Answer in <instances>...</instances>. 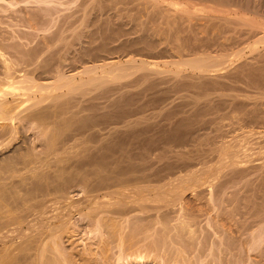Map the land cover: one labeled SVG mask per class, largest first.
Wrapping results in <instances>:
<instances>
[{
  "label": "bare ground",
  "instance_id": "bare-ground-1",
  "mask_svg": "<svg viewBox=\"0 0 264 264\" xmlns=\"http://www.w3.org/2000/svg\"><path fill=\"white\" fill-rule=\"evenodd\" d=\"M135 1L138 2V0H135ZM150 1H152L151 3H153V4L154 3H162V2L165 3V1H167V3H165L167 5V8H165L166 7L165 6L164 8L166 10H164V11L169 12V15H171L170 13H173L176 16L177 15H179V16L183 15L185 17V15H186L187 16L186 18H189V17L191 18L193 16L199 17V15L204 14L202 12H204L205 8L207 7L206 6L204 8L205 5L200 6V4H199L200 2L198 4L195 3L192 5L187 4L185 2L187 0H185L184 3L182 2V0L181 1L180 0H162V1L150 0ZM231 1L233 2V4L235 2H237V1L234 2L233 0H231ZM248 1H249L248 4L250 5V0H248ZM258 1L259 0H257V2ZM227 2L225 0V2L223 4V6L225 8L227 7V6H225V3H227ZM232 2H230L231 5H230V3L228 4V7H229V5L232 6ZM97 3H95V4L97 5ZM115 3L116 2H114V4ZM118 3H120V2H118ZM118 3L116 5H118ZM245 3H246V1H245ZM245 3H243L244 6L248 7L247 6L248 4L245 5ZM251 3H252V1H251ZM261 3L262 2L260 0L259 4H261ZM217 4H219V3H217ZM104 5H107V4L105 3ZM104 5H102V6H104ZM116 5H114V6H116ZM159 5L160 4H158L156 6L158 7ZM211 5H209V7H211ZM235 5H237V4H235ZM239 5H240V3H239ZM241 5H240V7L237 6L236 8L241 9ZM100 6H97V7H100ZM114 6H110V7H114ZM152 6H154V5H152ZM219 6L217 5L218 8H220ZM244 6H242V10H239L238 12H236L234 14V15H236V18L231 17L232 18L231 20L237 19V21H239L241 23V27H243L244 29H240V30L235 29L234 31H236L238 34H240V36L247 34L245 36H251V38H254V40L251 41V43L248 45V47L246 46L247 48H245V49L243 48L242 51H241V49H240V51L238 50V53L240 52L243 55L248 50V51H250V53H253V54H258V53L262 54L260 51L261 50L264 51L263 50L264 49V22L259 21V20H255L253 18L246 17V16H248V14H251L250 12L247 11L248 9H250L249 7L246 10L248 12V14H246L244 16L239 15V17H237V13L241 14L239 12L240 11L242 12L244 9H246ZM258 6H260V5H258ZM97 7H96V10L99 9ZM212 7H214V6H212ZM234 7H233V9H234ZM254 7H255V5L253 6V8ZM256 7H257V5H256ZM211 8H209V10ZM229 8H231V7H229ZM111 9H113V8H111ZM122 9H123V7H122ZM257 9L260 10V7L259 8L257 7ZM104 10H105V8H104ZM161 10H162V8H161ZM216 10L218 11V9H216ZM259 10H257V12ZM117 11H118V9H117ZM99 12H98V15H99ZM226 12H224V13H226ZM231 12H233V11H231ZM234 12H235V10H234ZM253 12L256 13V10ZM141 13H143V11ZM200 13H202V14H200ZM217 13H220V12H217ZM93 14L95 15L96 13H92L91 15H93ZM228 14L232 15L231 13H228ZM256 14H258V13H256ZM104 15H105V13H104ZM111 15H109L110 18H111ZM137 15H139V14H137ZM143 15H140V16H143ZM147 15H149V14H147ZM259 15H260V13H259ZM106 16H107V14H106ZM151 16H153V15H151ZM183 16H181V18H184ZM101 17H103V16H101ZM261 17H263V16L261 15ZM103 18H106V17H103ZM156 18H157V16H156ZM211 18H213V17H211ZM92 19H96V18H92ZM98 20L99 19L97 17V20H95V21L98 22ZM107 20H109V19H107ZM111 21H113V19H111ZM99 22H100V20H99ZM176 22H177V20H176ZM239 22H237L236 24H238ZM93 23H95V22H93ZM163 23H161V25ZM226 23H228V22H226ZM230 23H231V21H230ZM130 24H131V22H130ZM230 25L232 26V24H230ZM233 26H235V25H233ZM235 27H233V28H235ZM151 28H153V27H151ZM189 28L195 29V27L192 28L190 26L187 28V31L189 30ZM216 28H217V35L216 36L213 35L212 41H210L211 39L208 41L210 36L207 39L208 35H206L207 33L209 34V32L212 30H209L208 32L205 31L207 33L204 34V37L207 40L204 41V43L206 42V43H208L207 45H209L211 43H215V42L217 43L218 42L219 47L217 45L216 46L213 45V46L216 47V49H219L216 51H220V49L222 51V48L225 46L221 45L223 47L220 48V43H219L220 41H218V39L221 40V38L217 39V36L222 37V39H226L225 36L228 35L226 33H228V31L231 30V28L229 27L230 28L229 30H228V27H227V29L222 28V27H216ZM233 28H232V31H233ZM193 30H191V31L193 32ZM195 30H194V32H195ZM206 30H208V29H206ZM168 32H170V31H168ZM177 32H179V31H177ZM188 32H190V31H188ZM163 33H164V31H163ZM229 33H230V31H229ZM237 33H236V35H237ZM177 34H179V33H177ZM212 34H211V36H212ZM233 35H234V33H233ZM214 37H216V38H214ZM231 37L233 38V36H231ZM150 38H151V36H150ZM177 38H180V37H177ZM195 38L197 39V37H195ZM205 38H203V39L198 38L199 39V40L197 39L198 44H196L197 45L196 47H195V45H193L194 48H197L198 45L199 46L203 45L202 42H203V40H205ZM244 38H241V39H243V41H245ZM248 38L249 37L246 38V41H249V40H247ZM175 40H176V37H175ZM180 40H181V38H180ZM180 40L179 39L177 40L178 43L176 41H174L175 43L178 44V46L177 45L176 46L177 47L180 46L182 49H185L186 45L184 43H180V45H179ZM200 40H202V41H200ZM226 41H227V39H226ZM228 41H229V39H228ZM241 41L242 40H240L238 42L240 43ZM160 42H161V40H160ZM186 42H188V39ZM195 42H196V40H195ZM199 42H201V44ZM233 42H234V40H233ZM233 42L230 45L234 46ZM181 44H183L185 47L183 48ZM190 44H191V39H190ZM236 44H238V43H236ZM205 45L206 44H204L203 46H205ZM230 45H229V47H230ZM176 46L174 49H176ZM203 46H200L197 49L198 54H195L196 52L193 53V49H192V51H189L190 50V49H188L189 46H187L188 47L186 49L187 52L188 51L191 52V56H192V53H193V55L195 54V56H196V57L192 56L193 58L190 60L189 59L185 60V58H186L185 55H187V54H185L184 52H186V50H182V51L180 50L181 52L184 51L183 52L184 55L182 53H180V58L178 57L179 54L176 56L178 57V59L182 58L181 60H183V61L177 62L178 59L177 60L176 59L171 60L170 62H173V64L170 62H169L170 63L169 64L166 61L165 62L163 61L162 63L160 61H152L151 59H150L151 62L150 61L148 62V61H145L144 59L143 60H137V59L132 58V57L129 58L128 60H126L125 62L118 61V60L117 61L112 60L110 62H104L103 59H101L98 62L97 60H99V59H96V61H94V60L92 61L93 63H95L94 65H91V66H85L84 65L85 67H82L81 70H79L78 72H74L73 74H71V73L68 74L67 71L65 72L62 69L63 67L61 65H59V66L55 65V67H54V66H51L49 62H46L43 60L39 61V59H40L39 53H34L31 61H28V62L25 61V69L20 70V71H14V72H16V75H15V73L12 72L13 68H11V65L8 62L5 63L4 77H3V79H0V155H1V157H0V264H99V262H100V264H109V262L113 258H114V261H111V262H114V264H118V263L121 264V261H123L124 264H186L185 257L183 255V253H184L183 251L188 246L190 248V240L193 237L194 231H195V230H193V228L196 226L193 222V219H192L194 217L191 218V217L187 216V213H186V211L187 212L189 211L188 209H186L187 207H185L186 206L185 197L187 194H190L193 199L195 198V200L196 199L199 201L201 200L200 203H202V204L204 203L203 200H205L206 205H208L210 208L209 210H210L211 215H212L211 219H213L216 224L222 223V222L225 223L226 225L228 224L229 227L225 231L231 235L236 234L237 238H239L241 241L240 246L241 245L242 246L247 245V247H245V249L249 247L248 249L250 250L251 248H253L252 246H254V245L258 246V243L264 242V226L261 225L262 223H264V216L258 215V218H255L253 215H249V214L248 215L247 214L241 215L243 212L241 214L238 213V209L236 208L237 205L235 206V203L238 202L237 199L234 198L235 201L234 200L228 201L230 199L229 193H227V194H229V199L227 201H225V200L222 201V204L224 205L223 208L225 210V211H223V214L219 213V211H220L219 206H217V202H215L214 196H215V194L217 195L216 192L218 191V189H220V187H226L225 189L227 191V187L229 186V184L231 185V183H234L236 181L240 182L241 180L246 179L248 176H250L254 172L257 173V171L264 169V127L262 130H260L261 127L259 130H257L259 128L258 126H261L262 124L256 126L257 129H252L253 126L251 127V125H250V127H251L250 128L247 125V126H245L246 129L250 128V130L244 129L245 131L243 130L242 132H240L241 129L239 128L240 126L238 125L240 123H238L237 128L239 129L240 133L235 135L236 134L235 131L237 130L236 129L237 125L234 126L232 123L231 124L228 123L229 121L227 120L226 116L229 117V115H226V114H224L226 116L218 115V114H220L219 113L220 111H218V109L214 110L213 109L214 107H212V105L214 106V104H216V103L218 104V106L225 105V103L221 100H224L222 97H224V96L226 97V95H224L222 97H217V99L220 101H217L214 104H212L213 103V102H211L212 100L210 101L209 99L208 100L210 102L207 100V102H208L207 104L204 102L206 105H204L203 102L201 101L202 103L201 102L200 103L203 104V107L199 108V106H198L197 107L198 109L195 110L194 114H192L194 112V111L193 112L191 111L192 108L190 106H188L191 108V109L189 108V110L191 111L193 118L190 117L188 119L190 114H187L188 117L185 116V117H187V119L184 117L182 124H178V127L181 129H183V128L189 129L192 127V129H193V130L191 129L192 131H194L193 125H197L199 128L201 126L203 129H206V128L208 129V126L211 127L210 129H212V131L209 132L210 134L207 131V133H208L207 135L200 136V137H203V140L200 142L194 141V139H196V138H193V141L195 142V144H193L194 146L192 144L191 145L193 147H196L195 145H203L204 147L208 145L211 147V149H213V151H215V153L216 152L218 153L217 157H219V159H218L217 165H215V164L210 165V163H212L213 160H212V162H210V160H209V162H210L209 165H206L205 162H203V163H205V164H203L202 160H201V163L203 164V166H201L202 164L200 165L201 167H199V165H196L193 162L194 161L193 156H191V154L189 152V150H192V148H193V147H191L189 141L187 140L190 136L185 138L187 140L186 143L188 142L187 145H190V146H188L189 150L187 151L189 153H185L186 151H183L177 147L179 150L183 151L184 154L182 152H180V154H178L179 153L178 149L175 150V152L176 151L178 152L177 154H175V155H177V157H176L177 159H175V160L173 158H169L170 157L169 155H166L167 158H165L166 156H163V153L165 154V152H162L165 150L164 148H162L164 150H161V151L159 150V153L162 152L161 153L162 155L160 156L157 153V155H159L157 157L156 156L153 157L155 155L154 152H153L154 155H151L152 153L149 154V151H151V150H149V151L147 150L148 151L147 152V151H145V149L142 150L143 148H141L142 152L139 151L136 154V153L130 151L127 147L126 148H125V146L123 147L122 143H120L121 144L120 145L119 142H116V140L120 134L122 136V133H123V135L124 134L134 135L136 133L138 134V132H137L138 128L136 129V127L140 126V124H139V123H141L140 120H139L140 122H138V120L137 121L131 120L130 119L131 117L130 118L128 117L130 120L127 121V119H126L125 121H127V122H125V126L123 127L125 129V131H123V130L121 131L120 130L121 128L118 127V125L124 122L125 117L123 118L121 115L116 116V114H114V116L116 117L115 118L110 113L111 117L115 118V121L113 123V120L110 119V116L107 113L105 114L103 112V114H105V115L101 116L102 119H100V121H99L98 120L100 118L99 114L97 116L98 119L94 115L91 116L89 114H86L87 109L90 112L91 109L95 108V107L91 106L92 108L90 107V109H89V107L84 108V106L82 105L83 102H81V100H79V99H85L86 96H91V94H93L92 92L97 91V89L103 88L105 90L107 85L110 83H114V82H118V81L120 82L123 79L129 78L131 74L132 75L134 74L133 70H134V72H136V74H137V72H140V71L153 70V71H157V72H161V73L166 72V75H167V72L168 73L171 72L173 75H180L185 71L187 72L188 69H190V72H191V69H192L193 71H195V72L197 71L199 74L204 75V73H206V74H208V73H211V74L219 73V72L224 71L225 69L227 70L228 68H230V66H228L227 64H225V63L221 64V63H223L225 60L231 59V56L233 54H231V56L226 59V56H228V54H225L226 56H224L223 54L220 55L217 52L220 55L219 56L214 51L216 53L215 57L224 56L225 58L222 57L221 59H223L224 61H221V59L218 57L220 60V63L218 65H215L219 62V60H216L217 63H215L214 61L216 58L214 60H211L212 56H213V55H211V59H210L212 61L211 63L213 64V62H214V65H212V66L213 67L217 66V67L212 68L210 61L209 62L207 61V59H209L210 56L209 57L206 56L207 55V53L205 54L206 50L205 51L203 50V52H202L205 55H203V54L200 55L203 57H200V56L197 57V55H199V51L200 52L202 51V50H200V48ZM205 47H207V46H205ZM181 48H177V49H181ZM210 48L213 50L212 47H210ZM201 49H203V48H201ZM232 49H233V47H232ZM153 51H154V49H153ZM180 51H178V52L176 51V52L179 53ZM208 51H209V49H208ZM160 52H162V51H160ZM211 52H213V51H211ZM240 53H239V55H241ZM162 54H163V52H162ZM181 55H183V56H181ZM204 56H206L208 58H206ZM250 56H253V55H250ZM177 57H175V58H177ZM183 57H185V58L183 59ZM156 58H158V57H156ZM188 58H190V56ZM235 58L236 57H234L233 59H235ZM248 58H249V56H248ZM170 59H172V58H170ZM241 59H242V57H241ZM205 60L207 61V63H209L208 69H207V64H203ZM232 61L234 62V60H232ZM225 62L227 63L228 61H225ZM230 63H228V64H230ZM220 64H221V66H220ZM204 65H206L205 66L206 68H204ZM209 67L211 69H209ZM131 70H132V72H131ZM195 72H194V74H195ZM154 73H156V72H154ZM17 74H19V75H17ZM50 74H52L53 76L51 77ZM208 75H210V74H208ZM162 76H164V75L162 74ZM172 77H175V76H172ZM191 77H192V75H191ZM212 77H214V76H212ZM176 79H178V78H176ZM176 81H179V80H176ZM182 83H185V82H182ZM104 90H101V91H104ZM109 92H111V91H109ZM106 93L108 94V91H106L104 93V95H103V92L99 93V95L101 94L102 96L105 97L107 95ZM208 93H209V91H208ZM109 94H111V93H109ZM210 94H212V93H210ZM75 96H80V98L78 100L73 99ZM96 96H95V98H92V99H96L97 98ZM102 96H101V100L105 99V98L102 99ZM212 96H213V94H212ZM229 96H231V95H229ZM231 97H229V99ZM68 98H71V100H73V101L69 102V104L68 103L66 104L65 101ZM106 98H107V96H106ZM198 98L200 100L201 97H198ZM64 99H65V101H64ZM226 99L227 98H225V100ZM74 100H76V101H74ZM98 100H99V102L101 101L100 99H98ZM120 100H119V102H120ZM244 100H243V102H245ZM88 101H90V100H88ZM189 101H187V102H189ZM235 101L232 100L233 103L232 102L230 103L231 104L230 107L232 105H233V107L238 105L237 103L239 101H237V103H234ZM218 102H222V103H218ZM227 102H229V101H227ZM240 102H242V101H240ZM194 103H196L198 105L199 101L197 103V101L194 100ZM200 103H199V105H200ZM255 104H258V103H255ZM192 105H194V104H192ZM226 105L229 106L228 104H226ZM246 105H247V103H246ZM81 106H83L84 109ZM121 106H123V104ZM227 106H226V109L228 112L229 107H227ZM111 107H114V106H111ZM216 107L217 106H215V108ZM222 107H224V106H222ZM103 108H105V107H103ZM118 108H119V106H118ZM218 108L221 109V107H218ZM116 109H117V107H116ZM194 109H195V107H194ZM229 109L231 111V108H229ZM237 109H238V106H237ZM254 109H255V107H254ZM99 110H97L96 112L99 113ZM223 110L224 109L222 108V111ZM232 110H234V108ZM252 110L253 109H251V111ZM92 111H93V109H92ZM100 111H102V109ZM113 111L115 113V110H113ZM122 111L124 112L125 110L122 109ZM213 111H216V112H213ZM222 111H221V113H223ZM224 111L226 112V110H224ZM235 111H236V107H235ZM235 111L230 112V114L232 113L234 115V117H235L234 113H236L240 110H238L236 112ZM246 111H249V110H246ZM254 111L256 112V110H254ZM254 111H253V114L254 115L257 114V112L254 113ZM93 112H95V111H93ZM126 112L127 111H125L124 113H126ZM183 112L186 113L185 111H183ZM243 112H244V110H243ZM68 113H70V114H68ZM82 113L85 115H83ZM116 113H118V111ZM213 113H215V114L217 113L216 117L214 116ZM238 113H236V114L238 115ZM211 114H212V117H211ZM232 114H231V117L234 118L232 116ZM244 114H245V112L242 115H244ZM249 114H251V112L250 113L248 112V115ZM258 114L260 115L259 112H258ZM262 114H263V112L261 113V115ZM240 115H241V112H240ZM242 115H241V117H242ZM66 116H69L70 118L68 119V117L66 118ZM256 116L257 115H255V117ZM239 117L240 116H238V118ZM241 117H240V120H241ZM245 117H247V114L245 115ZM249 117H250V115H249ZM249 117H247V118L249 119ZM255 117H253V118H255ZM262 117H263V115H262ZM256 118H258V116ZM260 118H261V116H259V119ZM234 119H232V121H235ZM243 119H245V118L243 117ZM248 119H247V121H249ZM262 119L264 120V118H261V121H262ZM218 120H220V121L218 122ZM223 120H227L229 127H230V125H233L234 129H236V130H232L233 131L232 132L231 129H229V128L228 129L230 131L223 129L226 126V125L224 126L225 122H222ZM229 120L231 121V119H229ZM242 120H241V122L243 123ZM179 122H180V120H179ZM237 122H239V121H237ZM24 123L30 125L33 128L32 130H34V129L38 130V133H40L39 136L42 137L43 141L46 143V146H45L46 150L43 153L36 154V148L34 146L29 145L25 136L20 134V126L23 125ZM108 123L114 125L115 127L108 132H103L104 129H107V127H103V126L105 124L108 125ZM252 123H253V121H252ZM138 124H139V126H137ZM143 124H144V122H143ZM246 124H247V122H246ZM246 124L243 123V125H246ZM248 124H249V122H248ZM257 124H259V122L258 123L256 122V125ZM254 126H255V124H254ZM178 127H177V129H178ZM198 127H196V129ZM174 128H176V127H174ZM140 129L145 130L143 127H141V128L139 127V132H141ZM152 129H153V127H152ZM177 129H175L176 132H177ZM186 129H184V130H186ZM166 130H165V132H166ZM145 131H144V134H145ZM172 131H174V129ZM178 131H180V130H178ZM196 132H198V130H196ZM232 133H235L234 136H231ZM137 134H136V136H137ZM161 134H163V132ZM199 135L196 134L194 136L199 137ZM198 137H197V139H198ZM67 138H70V139L68 140ZM114 138H116V140H114ZM181 138H182V136H181ZM138 139H140V138H138ZM177 139H178V137H177ZM185 139L183 141H185ZM150 140H151V138H150ZM153 140H152V142H153ZM160 140H162V139L160 138ZM199 140H201V139H199ZM165 141L168 142L167 140H165ZM150 142L148 143V141H147V143L151 146L152 143H150ZM162 142H164V141H162ZM128 143H129V141H128ZM158 143H160V142H158ZM168 143H170V142H168ZM168 143L166 145H169ZM180 143H181V140H180ZM180 143H178L177 145H179ZM183 144H184V142H183ZM117 145L119 146V149L114 150ZM184 145H186V144H184ZM153 146H154V143H153ZM162 146L164 147V145H162ZM165 147H166V152L168 154H169V150L175 148L173 146H172L173 148L171 146H170L171 148L168 147L169 149H167V146H165ZM188 147L187 148L185 147L184 150L185 149L187 150ZM180 148H183V146H181ZM203 148H202V146L201 147L198 146L197 149L202 150ZM193 149H195V148H193ZM209 149H208V151H210ZM192 151H193L192 152V154H193L196 151V149H195V151L194 150H192ZM203 151H202V153H203ZM170 152H171L170 155L172 153H175L172 151H170ZM199 152L200 151H198V154H199ZM173 156H174V154L172 155V157ZM199 156H200V154H199ZM195 157L198 158V155ZM170 159H172V161ZM198 159H201V158H198ZM202 159H204V158H202ZM197 160H195V161H197ZM154 161H156V162L157 161L158 162L164 161V162L155 163ZM206 162H208V161H206ZM161 163H163V164L161 165ZM193 163H194V165H193ZM156 164H158V167L155 166ZM199 164H200V160H199ZM183 166H185V167H183ZM196 166H198V168ZM181 168H184V169L186 168V170H181ZM177 169H179V170H177ZM249 178L251 179L252 177H249ZM249 178H247V180H249ZM241 182L239 183V185L241 184ZM250 182H252V179ZM245 184L247 186V183H244V186H245ZM251 184H253V183H251ZM236 185H237V183H236ZM221 189H223V188H221ZM75 192H77L76 193L78 195L77 197L74 194ZM223 198H222V200H223ZM186 200H187V198H186ZM220 203H221V200H220ZM220 203H218V204H220ZM243 203H245V202H243ZM246 207H247V205H246ZM202 208L203 207H201V210H202ZM250 209H251V207H250ZM214 212H215V215L213 214ZM174 213H175V219L174 220L176 223L170 224L173 221V218H172V221L170 220V218H171V216H173ZM134 214L144 215V218L140 217V216L139 217L142 218V220H145V222H146V220H152L153 222H155L154 226L164 224V223H166V224L164 226L162 225L163 226L162 230H159V231L156 230V235H157L156 237L157 238L153 239L151 241H148L151 237L149 235H144L143 237L142 236L140 237V235H137V234L136 235L130 234L127 236V234H125V231H127V228L129 227L131 221H133L132 218H134V217L136 218V216L133 217ZM189 214H191V213H189ZM239 216H240V218H239ZM241 218L244 219L243 224H242ZM250 219H252V222L249 223L250 227H245V225L248 224V221ZM138 221L136 223H138ZM209 223H211V226H209V227L212 228V225H213L212 222H209ZM198 226H199V224H198ZM132 227H134V226H132ZM147 227H148V225H147ZM149 227H150V225H149ZM222 227L224 228V224ZM138 228H139V225H138ZM145 229H146V227H145ZM149 229L151 230V228H149ZM199 229H198V231H199ZM220 229H222V228H220ZM150 230H148V228H147L148 232ZM196 230H197V228H196ZM200 231H201V229H200ZM218 231H219V229H218ZM255 232H256L257 236L254 235ZM257 233H260L259 236ZM80 234L82 235V238L79 240V242L80 241H82V242H80L81 244L80 243L79 244L82 245V243L83 244L85 243L86 246H85V252L84 253L88 252L87 255L86 254L82 255L83 252H81V253L78 252L79 249H77V248H76V250L78 253L75 254V253H73V251L70 252L69 249L65 245L66 244L65 242H67V244L69 242H71V244H73L74 243L73 239L77 238V237L79 238ZM214 234L218 235V232L216 231L215 228H214L213 236H214ZM248 234L250 237H248V236L244 237ZM90 236H93V237L91 238ZM218 236H221V238H222V235L219 234ZM218 236H216V237L218 238ZM236 236H233V237H236ZM175 237H177L179 239V242L176 241L177 239H175ZM211 237H212V235H211ZM251 237H252V240H249ZM74 240L76 241V239H74ZM87 240L90 242L88 243ZM199 240H200V238H199ZM211 240H214V239H211ZM219 240H221L220 237H219ZM210 241H209V245H210ZM176 244H178V245H176ZM175 245L176 246L180 245L182 247V250L177 249L176 252L170 251V249L173 248ZM242 246L240 247V249L242 248ZM70 247H72V246H70ZM74 247H79V246H77V244H76ZM82 247H84V246H82ZM220 247H222L221 244H220ZM74 251H75V248H74ZM82 251H83V249H82ZM221 253H222V250H221ZM188 256H189V253H188ZM199 256H200V254H199ZM238 261H240V259ZM219 262L221 263V261H219ZM242 262H243V260H242ZM222 264H223V262H222Z\"/></svg>",
  "mask_w": 264,
  "mask_h": 264
},
{
  "label": "rangeland",
  "instance_id": "rangeland-1",
  "mask_svg": "<svg viewBox=\"0 0 264 264\" xmlns=\"http://www.w3.org/2000/svg\"><path fill=\"white\" fill-rule=\"evenodd\" d=\"M160 1H162V0H160ZM184 1L185 0H182L183 3H184ZM187 1H185L187 4L192 5L195 3L198 4L200 2L199 3L200 6L205 5L204 8L207 6L205 8V11L202 12L204 14L200 13L203 16L199 15V17L193 16L191 18L190 17L186 18L187 17L186 15H185V17L183 15H181L184 17V18H181V16H179V15L176 16L173 13H170L171 15H169V12L164 11V10H166L165 8H167V5L165 4V3H167V1H165V3L162 2V3H154L153 4V3H151L152 1H150V0H146V1L145 0H138V2L135 0H118V1L117 0H100V1L99 0H0V79H3V77H4L5 63L8 62L11 65V68H13L12 72L15 73V75H16V72H14V71H20V70L25 69V61L26 62L31 61L34 53H39V56H40L39 61L43 60V61L49 62L50 65L54 66V67H55V65L56 66L61 65L63 67L62 69L65 72L67 71L68 74L69 73L73 74L74 72H78L79 70L82 69V67L94 65L95 63H93L92 61L93 60L96 61V59H99V60H97L98 62L101 59H103L104 62H110L112 60L113 61L118 60V61L125 62L126 60H128L129 58L132 57V58H135L137 60H143L144 59L145 61H148V62L149 61L151 62V60H152V61H160L161 63L163 61L164 62L166 61L169 63L171 60H175V59L177 60L178 57L180 58V53H182L183 55L185 53L187 55H185L186 58L183 57V59L185 58V60L186 59L190 60L193 58L192 56L196 57L195 54H198L197 49L200 46H203L204 44H206L205 46H207V47H205V46L201 47L203 49L200 48V50H202V51L201 52L199 51V55H197V57L200 56L201 54L205 55L207 53L206 56H208V57L210 56V58L207 59V61L208 62L210 61V63L212 62L211 60H214L215 58L216 59L214 62L217 63L216 60H219V58L221 59L222 57L225 58L224 57V56H226L225 54H228V56H226V59L228 57H230L231 54H233L231 56V59L225 60V61H228L227 63L223 59H221V61H224L221 64L225 63L228 66H230V68H228L229 70L225 69L222 72L213 73L214 75L211 73H208L210 75H208L206 73H204V75L199 74L197 71L195 72L192 69H191V72H190V69H188L187 72L185 71L180 75H173L171 72H169V73L167 72V75H166V72L161 73V72H157V71H153V70L140 71V72H137V74H136V72H134V70H133L134 74L133 75L131 74L129 78L123 79L120 82L118 81V82L110 83L107 85L105 90L103 88L97 89V91L92 92L93 94H91V96H86L85 99H79L80 96H75L76 98L75 97L73 98V99L81 100V102H83V104L82 103L81 104L84 106V108L89 107V109H90L91 106L92 107L94 106L95 108H92V107L91 108L95 112H93L92 109H91L92 112L91 111L89 112L87 109L86 114H89L91 116L94 115L96 117L99 114L100 118L98 119V117H97V119L99 121H100V119H102L101 116L105 115L106 113L110 116V119L113 120V123H114L115 118H116L114 116V114H116V116L121 115L123 118L125 117L124 122L118 125V127L121 128L120 129L121 131L122 130L125 131V129L123 128L125 126V122L129 121L130 119L135 120V121L138 120V122L141 121V123H139L140 126H139V124L137 126H139L140 128L143 127L146 131L140 129L141 132H139V127H136V129L138 128L137 129L138 134L140 133L139 135L136 133L137 136H136V134H134V135L128 134L129 135L128 136L127 134L123 135V133H122V136H121V134L119 136L117 135L118 136L117 140H116V138H114V140H116V142H119V144L122 143L123 147L124 146H125V148L127 147L130 151H132L136 154L139 151L142 152V150H144V149H145V151L151 150V151H149V154L152 153L151 155H154V153H155V155L153 157H155V156L157 157L159 155L161 156L162 155L161 153L165 152V154L163 153V156L169 155L170 156V157L168 156L169 158H173L175 160V159H177L176 158L177 155H175V154H177L178 152H179L178 154H180V152H182L184 154L183 151H186L185 153L190 152L191 156H193V159H194L193 162L196 165H199V167L203 166V164H205V163H206V165H209V163L212 162V160H213V162L210 163V165L211 164L217 165L218 159H219V157H217L218 153L217 152L215 153V151H213V149H211L210 146L207 145L204 147L203 145H195L196 147H193L194 146L193 144H195L194 141H196V142L202 141L203 137H200V136H205L209 132L212 131V129H210L211 127L208 126V129L207 128L203 129L201 126L199 128L197 125H193L194 131H195L194 132V131H192L193 130L192 127L189 129L182 127L183 129H181L178 127V124H182V122L184 120L183 118L185 116L188 117L187 114H190L188 119L190 117L193 118L192 114H194L195 110L198 109L197 107L199 106V108H201V107H203V104L206 105L208 103L207 102L208 99L210 101L212 100L211 102H213L212 104H214L217 101H220L217 99V97H222V96L226 95V97L225 96L222 97L224 100H221L225 103V105L218 106L217 103L214 104V106L212 105V107H214L213 108L214 110L218 109V111H220L219 112L220 114H218V115H221V116L222 115L223 116L229 115V117H230L229 118L228 116H226L227 120L229 122L227 120L222 121V122H225V124L223 123L224 126L226 125L223 129H225V130L231 129V131L237 129L236 130L237 132L235 131L236 134L232 133L233 135L231 134V136H234V134L237 135L238 133L242 132L244 129L250 130V128L252 126L254 127V128L252 127V129H257L256 126L261 125V124L262 125L258 126L259 128L257 130H259L260 127H261L260 130H262L264 127V120L262 119V121H261V118H264V107H263L264 106V102H263L264 101V51H262V50L260 51L262 54H260V53L253 54V53H250V51H248V50L243 55L240 52L239 53L241 55H239V53H238V50L240 51V49H241V51H242L243 48L244 49L247 48L248 45L251 43V41L254 40V38H251V36H245L247 34L240 36V34H238L236 31H234L235 29L240 30V29H244V28L241 27V23L239 21H237V19L231 20L234 17L236 18V15H234L236 12H238L239 10H242V6H244L243 3H245V1H246L245 5L248 4V2H249L248 0H241V1L240 0L239 1L233 0L234 2L237 1L234 4L231 0H229V1L226 0V2L227 1L228 2L225 3V6L228 7V4L230 2H232V6L233 7L235 6L234 9L232 6H230L231 3L229 5V7H231V8H229V7L225 8L223 6L225 0H216L217 2L215 0H213L214 2L212 0H200V1L199 0H196V1L195 0H187ZM251 1H252V3H251ZM259 1L257 2V0H250V5L249 4L247 5L250 9L247 10L248 7L244 6L246 9L243 8L244 10L242 12L241 11L239 12L241 14L237 13V17H239V15L244 16V15L248 14V12H250L251 14H248V16H246V17L253 18L255 20H259V21L264 22V11H263L264 10V6H263L264 0L263 1L261 0L262 5L259 4ZM114 2H116V3L114 4ZM118 2H120V3H118ZM95 3H97V5ZM105 3L107 5H104ZM117 3H118V5H116ZM217 3H219V4H217ZM239 3H240V5L242 4L241 9L236 8L237 6L240 7ZM158 4H160L159 5L160 7L156 6ZM235 4H237V5H235ZM251 4L253 6L255 5V7L253 8V6ZM102 5H104V6H102ZM114 5H116V6H114ZM152 5H154V6H152ZM209 5H211V7L212 6H214V7L211 8V7H209ZM217 5L218 6L220 5L219 6L220 8H218ZM256 5L258 8L260 7V10L257 9ZM258 5H260V6H258ZM95 6L96 7L100 6V7H97L99 9L96 10ZM110 6H114V7H110ZM122 7H123V9H122ZM208 7L211 8L210 9L211 11L209 10ZM104 8H105V10H104ZM111 8H113V9H111ZM161 8H162V10H161ZM215 8L218 9V11ZM117 9H118V11H117ZM254 9L256 10V13H258V14L253 12V11H255ZM234 10H235V12H234ZM257 10H259L260 12L259 11L257 12ZM142 11H143V13H141ZM231 11H233V12H231ZM98 12H99V15H98ZM217 12H220V13H217ZM224 12H226V13H224ZM92 13H96L97 15L96 14H95L96 16L94 14L91 15ZM104 13H105V15H104ZM228 13H231L232 15H230ZM259 13H260V15H259ZM106 14H107V16H106ZM137 14H139V15H137ZM147 14H149V15H147ZM109 15H111V18ZM140 15H143V16H140ZM151 15H153L154 17ZM261 15L263 17H261ZM101 16L106 17V18H103ZM156 16H157V18H156ZM97 17L100 20V22H99V20H98V22L95 21V20H97ZM211 17H213V18H211ZM92 18H96V19H92ZM107 19H109L110 21H111V19H113V21L110 22ZM176 20L178 23L176 22ZM92 21L95 23H93ZM230 21H231V23H230ZM130 22H131V24H130ZM226 22H228V23H226ZM237 22H239L238 23L239 25L236 24ZM161 23H163V24L161 25ZM229 23L232 24V26ZM233 25H235L236 27ZM190 26L192 28L195 27L196 30L194 28L193 29L195 30L196 33L194 32L193 29H190V28L188 30L190 32L187 31V28ZM237 26L238 27L240 26V27L238 28ZM151 27H153V28H151ZM216 27H222V28H226V29L228 27V30L231 28V30H229L230 33L227 30L228 33H226V34H228V35L225 34L226 35L225 38L227 39V41H226V39H222V37L217 36V39L221 38V40L218 39V41H220L219 42L220 48H222L223 46L226 47V48L223 47L224 49L222 48V51H221V49H220V51H216L219 49H216V47L213 46V45H215V46L217 45L219 47L218 42L217 43L215 42L216 44L211 43V44H209L210 46L207 45L208 43H206V42L204 43V41H206L209 36L211 38L209 37L208 41L210 39H211L210 41H212L213 35L214 36L217 35V28ZM233 27H235V28H233ZM232 28H233V31H232ZM206 29H208V30H206ZM191 30H193V32ZM209 30H212L213 32L214 31L215 32L213 33L212 31H210L208 34L207 32ZM163 31H164V33H163ZM168 31H170V32H168ZM177 31H179V32H177ZM205 31H207V32H205ZM177 33H179V34H177ZM210 33L211 34L213 33L212 36ZM233 33L236 37L233 35ZM236 33H237V35H236ZM204 34L208 35L207 39L204 37ZM150 36H151V38H150ZM231 36H233L234 39ZM175 37H176V40H175ZM177 37H180L183 42L180 40V38H177ZM195 37H197V39L198 38H202V39L205 38V40H203V42H202L203 45H200V46L198 45L197 48H194L193 45H195V47H196L197 46L196 44H198V41ZM247 37H249L247 40H249L250 42L246 41ZM214 38H216V37H214ZM241 38H244L245 41H243V39H241ZM178 39L181 41V42L179 41V45H180V43H184L186 45V47H185L183 44H181L183 48L185 47V49H182L180 46L177 47L178 46V44H177ZM187 39H188V42H186ZM190 39H191V44H190ZM228 39H229V41H228ZM160 40H161V42H160ZM195 40H196V42H195ZM233 40H234V42H233ZM240 40H242V41L239 43L238 41H240ZM174 41H176L177 43H175ZM200 41H202V40H200ZM232 42H233L234 46L230 45ZM235 42L238 44H236ZM199 43L201 44V42H199ZM174 45L175 46L177 45L176 49L177 48H181V49H177V50L174 49L175 48ZM221 45H223V46H221ZM229 45H230V47H229ZM187 46H189V48ZM210 47H212L213 50ZM232 47H233V49H232ZM187 48L190 49L189 51H192V49H193V53H195V52L196 53L194 55L192 53V56H191V52H189V51L187 52V50H186ZM153 49H154V51H153ZM208 49H209V51H208ZM180 50L181 51L186 50L187 53L184 51H183L184 52L183 53ZM203 50L204 51L206 50L205 54L202 53ZM210 50L213 52L215 51L216 53L218 52L220 55L223 54L224 56L219 57L220 55L217 53L219 55L218 56L219 58L215 57L216 53L215 52L213 53ZM160 51H162L163 54ZM176 51L177 52L180 51V52L177 53ZM176 55H178V57ZM183 55H181V56H183ZM211 55H213L212 59H211ZM250 55H253V56H250ZM189 56H190V58H188ZM206 56H204V57H206ZM248 56H249V58H248ZM156 57H158V58H156ZM175 57H177V58H175ZM200 57H203V56H200ZM208 57H206V58H208ZM232 57L233 58L236 57V58L233 59ZM241 57H242V59H241ZM170 58H172V59H170ZM181 59H178L177 62L183 61ZM232 60H234V62ZM207 61L205 60L203 64H207V69H208L209 63H207ZM214 62H213V64L211 63V66L214 65ZM170 63L173 64V62H170ZM219 63H220V60L215 65H218ZM228 63H230V64H228ZM221 64H220V66H221ZM205 66L206 65H204V68H206ZM214 67H217V66H214ZM214 67L212 66V68H214ZM209 69H211V68L209 67ZM131 72H132V70H131ZM154 72H156V73H154ZM194 72H195V74H194ZM162 74L164 76H162ZM17 75H19V74H17ZM191 75H192V77H191ZM50 76L52 77L53 75L50 74ZM172 76H175V77H172ZM212 76H214V77H212ZM176 78H178V79H176ZM176 80H179V81H176ZM182 82H185V83H182ZM101 90H104V91H101ZM106 91H108V94L106 93L107 98H106V96L104 97L101 94L99 95V93H102V92L104 95V93ZM109 91H111V92H109ZM208 91H209V93H208ZM109 93H111V94H109ZM210 93H212L213 96ZM229 95H231L232 97ZM95 96L97 97L96 98L97 100L92 99V98H95ZM101 96H102V99L103 98H105V99L101 100ZM198 97H201L202 99L200 98V100H199ZM229 97H231V98L229 99ZM225 98H227V99L225 100ZM98 99H100L101 101L99 102ZM88 100H90L91 102ZM119 100L121 103L119 102ZM189 100L190 101L192 100V101L190 102ZM194 100H196L197 103H198V101H199V103L202 101L203 104H201L202 103L201 102L200 105H199V103L197 105L196 103H194ZM232 100L233 101L236 100L234 103H237V101H239L237 103L238 109H237V106L233 107V105H232L230 107V105H231L230 103L232 102ZM243 100L245 102H243ZM64 101H65V99H64ZM72 101L73 100H71V98H68L65 101V103L69 104V102H72ZM74 101H76V100H74ZM187 101H189V102H187ZM227 101H229V102H227ZM240 101H242V102H240ZM218 103H222V102H218ZM246 103H247V105H246ZM255 103H258L259 105L255 104ZM122 104H123V106H121ZM192 104H194V105H192ZM226 104H228L229 106H227ZM83 106H81V107L83 108ZM111 106H114V107H111ZM118 106H119V108H118ZM188 106H190L192 109ZM215 106H217V107L215 108ZM222 106H224V107H222ZM226 106L231 108V111H235V107H236V111L240 110V111H238L239 113L235 111L236 113H238V115L233 112L235 114V117L231 113L235 119L231 117V114H230L231 111L229 108H228V112L229 111L230 112L229 113L227 112ZM103 107H105V108H103ZM116 107H117V109H116ZM194 107H195V109H194ZM218 107H221V109ZM254 107H255V109H254ZM98 108L99 109L101 108L102 111H100L101 109L99 110ZM189 108L191 109L192 112L194 111L192 114H191V111L189 110ZM222 108L224 110H226L227 113L224 110L222 111ZM233 108H234V110H232ZM96 109L99 110V113L96 112L97 111ZM122 109H124L127 112L124 113L125 111L123 112ZM251 109H253V110L251 111ZM113 110H115V113ZM243 110L245 112L244 115H242L244 113ZM246 110H249V111H246ZM254 110H256L257 114H255V115H257L258 118H256L257 116L255 117V115L253 114ZM117 111L119 114L116 113ZM183 111H185L186 113H184ZM221 111L223 113H221ZM103 112L105 114H103ZM213 112H216V111H213ZM240 112H241L242 117L240 115ZM248 112L249 113L251 112V114H249L250 117L248 115ZM256 112L254 111V113H256ZM258 112L260 113V115L258 114ZM262 112H263V114H262L263 117L261 115ZM110 113L115 118L111 117ZM217 113L216 114L213 113L215 117H216ZM68 114H70V113H68ZM224 114H226V115H224ZM246 114H247V117H249V119L247 117H245ZM83 115H85V114H83ZM238 116L241 117V120L244 117L245 119H243L242 121L245 124L247 122V124L243 125V123L240 120V117L238 118ZM259 116H261L260 119H259ZM67 117H68V119L70 118L69 116H66V118ZM128 117L129 118L131 117V118L129 119ZM187 117H185V118L187 119ZM211 117H212V114H211ZM253 117H255V118H253ZM228 118L231 119V121ZM246 118L249 121H247ZM126 119H127V121H125ZM232 119H234L236 122L237 121H239V122L236 123L235 121H232ZM179 120L181 123L179 122ZM219 121L220 120H218V122ZM252 121H253V123H252ZM143 122H144V124H143ZM227 122L229 124L232 123L234 126H236L238 123H240L241 125L238 124L240 126L239 128L241 129L240 132H239V129L237 128L238 125L236 126V129H234L233 125H230V127H229ZM248 122H249V124H248ZM256 122L257 123L259 122V124L256 125ZM110 123H108V125L105 124L103 126V127H107V129H104L103 132H108L115 127L114 125H112ZM170 124L171 125L173 124V125L171 126ZM254 124H255V126H254ZM247 125L249 127L251 125V127L249 129L248 128L246 129L245 126H247ZM152 127H153V129H152ZM174 127H176V128H174ZM177 127H178V129H177ZM196 127H198V128L196 129ZM32 129L33 128L30 125L24 123L23 125L20 126V134L25 136L29 145L34 146L36 148V154L43 153L46 150V147H45L46 143L43 141L42 137L39 136L40 133H38V130H35V129L32 130ZM173 129H174V131H172ZM175 129H177V132ZM184 129H186V130H184ZM165 130H166V132H165ZM178 130H180V131H178ZM196 130H198V132H196ZM144 131H145V134H144ZM207 131H208V133H207ZM162 132H163V134H161ZM196 134L199 135V137L197 136L198 139L196 136H194ZM181 136H182V138H181ZM177 137H178V139H177ZM187 137H189L187 140L189 141L190 145L191 144L193 145V146L191 145V147L195 148L197 151L196 152L195 149L192 148V150L195 151L194 152L195 154L193 153L194 155L192 154L193 151L189 150L188 146H190V145H187L188 142L186 143L187 140L185 138H187ZM138 138H140V139H138ZM150 138H151V140H150ZM160 138L162 140H160ZM183 138L185 139V141H183L184 140ZM193 138H196V139H194V141H193ZM67 139L69 140L70 138H67ZM199 139H201V140H199ZM152 140H153V142H152ZM165 140H167L170 143L166 142ZM180 140H181V143H180ZM128 141H129V143H128ZM147 141H148V143L151 141L150 143H152V145L150 146L147 143ZM162 141H164V142H162ZM158 142H160V143H158ZM183 142L186 145H184ZM153 143H154V146H153ZM167 143L171 147L173 146L176 148L175 149L172 147L173 149L169 150V154L166 152L165 146H167V149H169L171 147L169 145H166ZM178 143H180L179 144L180 146L177 145ZM161 144L164 145V147ZM181 146H183V148H180ZM198 146L199 147L202 146V148L204 147L205 149L204 148L202 150L197 149ZM177 147L183 151L179 150ZM185 147L186 148L188 147V149L184 150ZM141 148H143V149L141 150ZM162 148H164L165 150ZM118 149H119V146L117 145L114 150H118ZM177 149H178V152L177 151L175 152V150H177ZM208 149L210 151H208ZM159 150L160 151L164 150V151L159 153ZM188 150H189V152H187ZM170 151L175 152V153H172L170 155V153H171ZM198 151H200L199 154L201 157L199 156ZM202 151H203V153H202ZM157 153L159 155H157ZM173 154H174V156L172 157ZM197 155H198V158H201V159L196 158L195 156H197ZM0 157H1V155H0ZM165 158H167V156ZM202 158H204V159H202ZM170 160L172 161V159H170ZM195 160H197V161H195ZM199 160H200V164H199ZM201 160H202V163L203 162H205V163L202 164ZM209 160H210V162H209ZM206 161H208V162H206ZM154 162L157 163L158 161L157 162L154 161ZM160 162H164V161H159L158 163H160ZM194 163H193V165H194ZM162 164L163 163H161V165ZM155 166L158 167V164H156ZM183 167H185V166H183ZM196 167L198 168V166H196ZM177 170H179V169H177ZM181 170H186V168L185 169L181 168ZM254 173L251 174L252 176L250 175L247 177V178L252 177L251 178L252 182H250L251 181L250 178H249V180H247V178H246L244 180H241L242 182L240 181L241 182L240 185H239V183H240L239 181L231 183V185L229 184V186L227 187L228 192L225 189L226 187H220V189H218V191L216 192L217 195L215 194L214 197H215V202H217V206H219V210H220L219 213L223 214V211H225L223 208L224 205L222 204V201H224V200L227 201L229 199V194H230V199L228 201H233V200L235 201V199H237L238 202L236 201L237 203H235V206L237 205L236 208L238 209V213L241 214L243 212L241 215H244V214L248 215L249 214V215H253L255 218H258V215L264 216V169L257 171V173L256 172H254ZM236 183H237V185H236ZM244 183H247V186H246V184L244 186ZM251 183H253V184H251ZM221 188H223V189H221ZM76 193L77 192H75L74 194L77 197L78 195ZM227 193H229V194H227ZM186 198L188 201L186 200ZM222 198H223V200H222ZM220 200H221V203H220ZM185 201H186L185 207H187L186 209H188L190 211V212L186 211L187 216H189L191 218L194 217L192 219H193L194 224L196 225L193 228V230H195L194 231L195 236L193 235V237L190 240V248H189V246L186 247L187 249L183 248L184 249L183 252L185 253V254L183 253V255L185 257L186 264H212V263L213 264H216V263L222 264V262H223V264H252V263L253 264H264V242L258 243V246L257 245L252 246L253 247V248H251L252 250L251 249L249 250L248 249L249 247L245 249V247H247V245H244V246L241 245L242 248L243 247L244 248L240 249L241 241L239 238H237L236 234L231 235L225 231L229 227L228 224L226 225L225 223L222 222L224 224V228H225L224 229L222 227L223 226L222 223H218L219 224L218 225L215 223V221L213 219H211L212 215H211V212L209 210L210 208L208 205H206L205 200H203L204 203L202 204V203H200L201 200L200 201L197 199L195 200V198L193 199L190 194H187L185 197ZM243 202H245V203H243ZM218 203H220V204H218ZM246 205H247V207H246ZM201 207H203L202 210H201ZM250 207H251V209H250ZM189 213H191L192 215ZM213 214L215 215V212ZM134 216H136V218ZM139 216L144 218V215H142V214H134L133 215L134 218H132L133 221H131L132 224L130 223L131 226L129 225V227L127 228V231H125V234H127V236L130 234H135V235L137 234V235H140V237L141 236L143 237L144 235H149L151 237L148 241L156 239L157 238L156 237L157 236L156 230L157 231L162 230L163 226L166 223L154 226L155 222H153L152 220H146V222H145V220H142V218H140ZM172 218H173V221H172ZM239 218H240V216H239ZM174 219H175V213L170 218V220L172 221L170 224L176 223ZM252 219H250L248 221V224L245 225V227H250L249 223L252 222ZM243 220L244 219L241 218L242 224H243ZM137 221H138V223H136ZM209 222H212V224H213L212 228L209 227V226H211V223H209ZM146 224L148 225V227ZM198 224L200 227L198 226ZM138 225H139V228H138ZM149 225H150V227H149ZM261 225L264 226V223H262ZM132 226H134L135 228ZM145 227H146V229H145ZM198 227L201 229V231ZM147 228H148V230H150L149 228H151V230L148 232ZM196 228H197V230H196ZM214 228L218 232V235L219 234L222 235V238H221V236H218L215 234L213 236ZM220 228H222V229H220ZM198 229H199V231H198ZM218 229H219V231L221 230L222 232L221 231L219 232ZM257 234L259 236L260 233H257ZM211 235H212V237H211ZM228 235L229 236L231 235V236L229 237ZM254 235L257 236L256 232L254 233ZM216 236H218V238ZM233 236H236V237H233ZM247 236L250 237L249 234L244 236V237H247ZM90 237L92 238L93 236H90ZM219 237L221 240H219ZM81 238H82V235L80 234L79 238L78 237L74 238V239H76V241L73 239V241H74L73 244H71V242H69L68 244H67V242H65L66 243L65 245L69 249L70 252L73 251V253H75V254L78 252H80V253L83 252L82 255L83 254L87 255L88 252L84 253L85 252V246H86L85 243L84 244L82 243V245H80L81 244L80 242H82V241L79 242V240ZM199 238H200V240H199ZM175 239H177L176 241L179 242V239L177 237H175ZM211 239H214V240H211ZM88 240H87V242L89 243L90 241H88ZM249 240H252V237ZM209 241H210V245H209ZM76 244L79 247H74ZM220 244L222 247H220ZM69 245L72 247H70ZM176 245H178V244H176ZM176 245L173 248H171L170 251L176 252L177 249L182 250V247L180 245L179 246H176ZM82 246H84V247H82ZM74 248H75V251H74ZM76 248L79 249L78 252H77ZM81 248L83 249V251ZM221 250H222V253H221ZM188 253H189V256H188ZM199 254H200V256H199ZM239 259H240V261H238ZM242 260H243V262H242ZM111 261H114V258L111 259ZM111 261L109 262V264H114V262H111ZM219 261H221V263ZM99 264H100V262H99ZM118 264H120V263H118ZM121 264H124L123 261H121Z\"/></svg>",
  "mask_w": 264,
  "mask_h": 264
}]
</instances>
